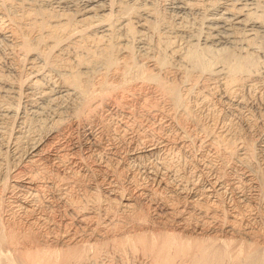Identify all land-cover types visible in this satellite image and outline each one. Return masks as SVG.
Here are the masks:
<instances>
[{
	"label": "bare ground",
	"instance_id": "1",
	"mask_svg": "<svg viewBox=\"0 0 264 264\" xmlns=\"http://www.w3.org/2000/svg\"><path fill=\"white\" fill-rule=\"evenodd\" d=\"M158 1L0 0V264H264V0Z\"/></svg>",
	"mask_w": 264,
	"mask_h": 264
},
{
	"label": "rangeland",
	"instance_id": "2",
	"mask_svg": "<svg viewBox=\"0 0 264 264\" xmlns=\"http://www.w3.org/2000/svg\"><path fill=\"white\" fill-rule=\"evenodd\" d=\"M158 1V0H157ZM161 1L162 0H160V1H158V3L157 4H159V8H161L162 7V9H163V11H164V13H166L165 15L166 16H168L170 19H171V16H173V13H175L174 11H173V13L171 12L172 11V9H170V4H169V0H167V1H165V0H163L162 1V3H161ZM167 3V4H166ZM163 4V5H162ZM169 4V5H168ZM165 5V6H164ZM167 5V6H166ZM164 6V7H163ZM165 9V10H164ZM166 9H167V11H168V15H167V11H166ZM169 10H171V11H169ZM166 11V12H165ZM195 12H196V15H195ZM192 11V12H189L188 14H187V12L185 13L186 15H184V13H180V15H182V16H184V17H182V18H184V20L185 21H188V25H190L191 26V29H192V33H195V28H198V22H199V20L203 17V13L201 12V11ZM190 13L192 14L191 15V17H190ZM171 15V16H170ZM202 15V16H201ZM187 16V17H186ZM195 16V17H194ZM199 17V18H196V17ZM197 20H195L194 18ZM187 19V20H186ZM192 21V22H191ZM195 21V22H194ZM194 22V23H193ZM186 24H187V22H185ZM192 23V24H191ZM194 24V25H193ZM197 26V27H196ZM194 30V31H193ZM186 36L188 35V34H185ZM0 46H1V42H0ZM1 51H2V47H1V49H0V53H1ZM256 112H255V111ZM259 110H257V109H253V114L255 115L254 116V118H255V121H257L256 123H257V131L256 132H254V133H251V134H246L245 136H244V138H246V140H248V141H250V143L254 146V148H256V151L258 152V155H260L261 154V150H262V148H264V116H263V112L261 113L260 111L258 112ZM259 113H261V114H259ZM260 115V118L258 117ZM260 126V127H259ZM262 126V127H261ZM262 128V129H261ZM263 137V138H262ZM27 141H26V140ZM30 138H27V137H25L24 138V140H25V143H24V140H22V149L24 150V149H26V150H29L30 149V146H31V143H30V141L32 142V140H29ZM0 141H2L1 139H0ZM1 143L2 142H0V146H1ZM30 143V144H29ZM263 145V146H262ZM12 145H10L9 147H8V149H7V151H8V153H7V155L9 156V158H8V164H10V165H8V171H9V177H10V174L12 175V172L15 170L14 168H16L14 165H16L17 166V164L16 163H18V160H17V158H18V153L16 152V150L14 149V147L12 146ZM24 146V147H23ZM28 147V148H27ZM14 150V151H13ZM260 150V151H259ZM13 151V152H12ZM25 151V150H24ZM16 152V153H15ZM15 155V156H14ZM153 156H151L150 157V159L148 158L147 160H145L143 163L144 164H148L149 165V163H151V160L153 161V159H155L154 157L152 158ZM13 158H15V159H13ZM183 159H186V158H183ZM17 161V162H16ZM149 162V163H148ZM12 167V168H11ZM14 167V168H13ZM184 167V166H183ZM186 167V166H185ZM187 168V167H186ZM12 170V171H11ZM181 170H182V168H181ZM186 170H188L189 171V168H187ZM186 170H182L183 172H185ZM181 171V172H182ZM11 172V173H10ZM182 172V173H183ZM187 172V171H186ZM199 174H203V175H201L202 177H204L206 174H204V173H200V172H198ZM198 173H196V174H198ZM198 174V175H199ZM206 176H208V174L206 175ZM199 176H197V178H198ZM209 177H211V176H208V178L206 177V179H209ZM204 179H205V177H204ZM205 179V180H206ZM205 183V182H204ZM246 191V190H245ZM247 192H248V194H247ZM252 192V193H251ZM253 192H255V191H251L250 190V192H249V190H247L245 193L247 194V196H250V197H252L251 195H253ZM240 192H238V194H239ZM249 193H250V195H249ZM223 194H226V195H223V197H224V204H225V206H226V208L227 209H231L232 208V202H233V199H234V197H236L235 195L233 196V193H231V191H230V189H227L226 188V190H225V193H223ZM253 199V198H252ZM257 202V201H256ZM255 201L254 202H250V211H247V212H249L248 214H250V215H248L247 214V212L245 211V209H244V205H245V202H241V203H239L238 204V207H237V209L236 210H239L240 209V211H241V213L243 212V216H245V217H247L246 218V220L249 218V220H247L246 222H249L248 223V226H250V227H253V230H255V232H257L258 234L259 233H262V234H259L260 236H264V200H261V203L259 202L258 204L256 203ZM229 203V204H228ZM244 203V204H243ZM253 203H254V206H253ZM231 204V205H230ZM255 204H256V206H255ZM260 206V207H259ZM261 206H262V208H261ZM242 208V209H241ZM256 208V209H255ZM259 208V209H258ZM243 209H244V211H243ZM261 209H263V210H261ZM261 210V211H260ZM260 212V213H259ZM261 212H262V214H261ZM247 215H246V214ZM252 213V214H251ZM257 213V214H256ZM259 213V214H258ZM255 215V216H254ZM250 216V217H249ZM263 216V217H262ZM252 219V220H251ZM257 219V220H256ZM259 220V221H258ZM261 220V221H260ZM253 221V222H252ZM256 221V222H255ZM252 225H251V224ZM262 223V224H261ZM258 229V230H257ZM259 229H261V230H259ZM259 231H261V232H259ZM225 234V233H224ZM221 234L220 236L222 237V238H224V236H226L227 235V237L228 236H231V234H229V233H227V234ZM194 236V235H193ZM211 236H214V235H211Z\"/></svg>",
	"mask_w": 264,
	"mask_h": 264
}]
</instances>
